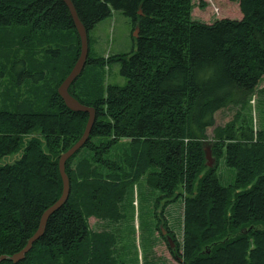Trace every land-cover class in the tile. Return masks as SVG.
<instances>
[{
    "label": "trees",
    "instance_id": "1",
    "mask_svg": "<svg viewBox=\"0 0 264 264\" xmlns=\"http://www.w3.org/2000/svg\"><path fill=\"white\" fill-rule=\"evenodd\" d=\"M237 1L240 20L204 24L191 21V0H72L87 34L120 11L138 35L131 52L108 58L119 63L124 85L103 89L104 59L88 53L83 72L69 86L72 97L94 108L95 121L85 145L65 163L67 201L16 264H115L110 248L116 235L105 226L120 219L118 204L141 165L149 168L145 183L162 194L159 200H175L184 190V240L170 250L181 264H264V130L237 138L240 129L230 123L211 135L213 155L235 171L228 185L204 159L214 114L244 102L264 82V0ZM10 27H19L25 38L24 53L10 57L14 48L5 54L11 58L7 72L16 86L27 85L32 98L26 104L35 105L38 95L47 98L22 112L0 109V256L20 251L41 214L60 197L58 159L88 119L69 110L57 93L81 47L64 2L0 0V29ZM39 45L50 61L40 70L29 64ZM66 65L69 70H59ZM0 66L1 82V61ZM88 68L96 69L93 76ZM50 69L58 76L44 93ZM122 138L129 139L130 152L108 157ZM82 150L90 159L71 169ZM89 217L105 221L102 230L91 235Z\"/></svg>",
    "mask_w": 264,
    "mask_h": 264
},
{
    "label": "rangeland",
    "instance_id": "2",
    "mask_svg": "<svg viewBox=\"0 0 264 264\" xmlns=\"http://www.w3.org/2000/svg\"><path fill=\"white\" fill-rule=\"evenodd\" d=\"M190 19L204 24H212L220 19L240 20L242 14L237 0H191ZM141 13V12H139ZM135 28L130 20L120 11H113L111 15L95 25L87 34L88 53L94 58L104 59L103 66L99 67L103 79V89L108 84L124 85L125 77L120 74L118 62L108 61L110 56L129 53L135 48ZM138 34V31H137ZM89 35V37H88ZM25 35L20 33L19 27L0 29V61L4 65L5 76L0 82V109L15 110L20 112L23 109L39 108L45 103L46 94L35 105L26 104L32 98L28 93L26 84L16 86L14 79L7 72V64L10 59L5 54L9 51L10 57L15 53H24L20 46L24 43ZM134 38V39H132ZM45 45L36 46L29 57V64L40 70L42 64L50 61L44 55ZM59 65V64H58ZM30 67V66H28ZM0 68H3V66ZM59 69V68H58ZM69 70L67 67L59 70ZM96 69L88 68L87 73L93 76ZM50 79L45 84L43 92L53 88L50 80L57 78L54 70L49 71ZM15 86H14V85ZM215 123L208 129V138L205 141L206 148L210 150L213 164L220 181L223 185L233 182L235 171L224 164L222 156H214L212 152L211 138L218 128L234 123L237 138L241 134L250 136L253 132L264 130V82L260 81L244 102L238 101L236 105L230 104L214 114ZM211 142V143H210ZM130 152L129 139L122 138L112 146L111 153ZM91 155L87 150L80 151L71 162V169H75L83 158L90 159ZM205 165H206V158ZM149 168L144 165L138 166L136 181L130 188L128 197H125L118 206L120 219L112 227L105 226L106 230H113L116 235L114 245H111L110 256L115 264H181L176 253L172 254L171 249L181 246L185 234V194L177 199H160L162 194L145 183ZM106 223L96 217L88 218V227L92 231L102 230ZM166 235V237H164ZM36 255L31 256V261Z\"/></svg>",
    "mask_w": 264,
    "mask_h": 264
},
{
    "label": "water",
    "instance_id": "3",
    "mask_svg": "<svg viewBox=\"0 0 264 264\" xmlns=\"http://www.w3.org/2000/svg\"><path fill=\"white\" fill-rule=\"evenodd\" d=\"M66 7L69 10V13L71 15V18L74 23V27L77 31V34L80 39L81 47H80V53L79 56L68 73V75L63 79V81L60 83V85L57 88V93L60 96V98L63 100L65 106L73 111V112H83L88 115V119L86 121V125L84 127L83 133L80 136V138L66 151H64L59 159H58V170L59 175L62 181V192L60 197L47 209L44 210V212L41 214L38 227L36 231L33 233V235L27 240L25 246L18 252L12 254V255H1L0 256V262L8 260L12 262L13 264H16L22 260H24L25 255L32 249L33 244L43 235L46 222L50 215L55 212L57 209H59L68 199L69 193H70V181L65 171V163L66 161L71 158L75 153H77L87 142L91 129L93 127L94 121H95V110L93 107L86 106L82 103H80L76 98L72 97L69 92L68 88L69 86L74 82V80L81 75L83 72V69L85 67V63L88 56V40H87V32L80 21L76 9L74 7V4L72 0H62ZM135 37H137V29L135 30ZM205 158H206V165L208 167L213 166V158L211 157L210 150L208 148H205L204 150Z\"/></svg>",
    "mask_w": 264,
    "mask_h": 264
},
{
    "label": "bare ground",
    "instance_id": "4",
    "mask_svg": "<svg viewBox=\"0 0 264 264\" xmlns=\"http://www.w3.org/2000/svg\"><path fill=\"white\" fill-rule=\"evenodd\" d=\"M248 139H249V137H248ZM203 230H204V228H203ZM200 231H202V230H200ZM237 236V235H236ZM203 237V236H202Z\"/></svg>",
    "mask_w": 264,
    "mask_h": 264
},
{
    "label": "flooded vegetation",
    "instance_id": "5",
    "mask_svg": "<svg viewBox=\"0 0 264 264\" xmlns=\"http://www.w3.org/2000/svg\"><path fill=\"white\" fill-rule=\"evenodd\" d=\"M164 237H166V235Z\"/></svg>",
    "mask_w": 264,
    "mask_h": 264
}]
</instances>
